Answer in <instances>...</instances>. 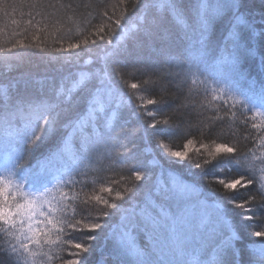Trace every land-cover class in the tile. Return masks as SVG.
Segmentation results:
<instances>
[{"label": "snow or ice", "instance_id": "6c2138e0", "mask_svg": "<svg viewBox=\"0 0 264 264\" xmlns=\"http://www.w3.org/2000/svg\"><path fill=\"white\" fill-rule=\"evenodd\" d=\"M30 6L57 7L41 0ZM116 6L118 15L105 10L106 23L89 26L67 48L53 49L92 57L94 70L79 80L66 68L32 91L31 77L20 72V50L41 45L23 40L10 48L0 45V113L9 124L23 121L15 131L14 154L0 174V264H90L96 242L109 234L111 264H264V166L258 167L254 161L260 158L248 151L255 141L264 149V82L258 93L251 88L241 93L244 98L221 88L223 99L214 89L213 98L228 105L224 112L242 117L236 120L240 135L232 132L231 143L196 148V141L188 139L181 150L165 142L173 137L156 134L171 128L175 117L147 107L167 101L138 95L155 90L150 77L159 72L148 70L152 56L189 68L212 61L216 77L233 83L248 79L250 65H258L264 76V0H118ZM7 7L15 9L0 0L5 15ZM145 76L149 79H141ZM70 78L75 81L71 87ZM129 78L139 82L129 83ZM77 135L71 167L54 168L52 158ZM42 145L48 147L37 156ZM101 151L107 159H118L126 174L113 179L96 173L91 183L77 179L89 175L86 162ZM192 151L206 152L202 162H194L196 169L232 158L244 171L232 178L205 177L219 198L208 196L205 185L189 176L154 183L155 169L146 163L151 153L159 160L150 163L182 171L181 162L189 161ZM241 191L247 198L236 199Z\"/></svg>", "mask_w": 264, "mask_h": 264}, {"label": "trees", "instance_id": "16d2710c", "mask_svg": "<svg viewBox=\"0 0 264 264\" xmlns=\"http://www.w3.org/2000/svg\"><path fill=\"white\" fill-rule=\"evenodd\" d=\"M2 2L5 5L14 4L15 9L7 7L8 15H5L4 11H0V45L10 48L13 42L23 40L27 44H40L41 48L47 49L46 51H41V48L29 47L20 50L24 52V61L20 67V72L26 73L31 77L32 91H38L46 87L48 80L53 76L59 78L60 70L62 69L70 68L76 80H79L82 73L90 75L91 71L94 70V61L91 56L81 53L77 57L75 53L80 50H73L72 53H57L53 49L56 47L67 48L69 43H75L77 40L82 39L84 32L89 26L94 29L96 26L106 23L107 21L102 18V13L105 10L109 11L110 14L115 10L117 15L120 12V8L116 6L118 5V0H41L42 5H57L54 8L30 6L33 0H2ZM68 4L73 7L71 9L59 7V5ZM97 5H105L106 7H97ZM114 6L116 7L114 8ZM39 12H43V15H39ZM29 19L33 21L31 25L27 23ZM13 20L17 21V23L13 24ZM222 31L223 29L221 28ZM37 36L39 39L35 38ZM173 46L175 47V45ZM180 47L182 49L183 44ZM2 59L3 54H0V60ZM211 63L212 61H209L208 64H200L199 68L195 65L189 68L188 66L178 67L175 63L164 64L159 56H152L148 60L149 72L153 70H158L159 72L158 75L150 77L156 81V87L152 93L144 92L138 95H143L145 99L163 97L167 101L166 106L148 105L147 107L157 112L171 113L175 117L171 128H161L156 133L173 137L171 140H165L173 150H181L188 139L196 141L194 148L199 147L200 143L212 146L220 142L231 143L232 132H235L237 136L240 135L236 120L242 119V117H240L239 113H237L236 117H233L230 113L226 114L224 108L228 105H222L220 100H215L213 98V90H217L216 95H220L223 99H227V97H224L223 93L219 92L221 88L240 98H244L241 93L248 91L250 88L258 93L262 82H264V76L260 75L258 65L248 66V79L233 83L231 80L216 77L210 67ZM177 74L180 75L178 76ZM141 79L147 80L149 77L145 76ZM252 80L256 81L255 85L249 83ZM128 82H139V80L133 81L129 78ZM74 83L75 81L71 78L68 80L69 87L73 86ZM155 92L160 95L157 96ZM0 114V174H2L5 159L14 154L16 147L14 143L15 131L23 125V121L17 118L9 124L5 121L3 113ZM248 115L250 117L251 113H248ZM209 129H214L211 136L208 134ZM79 141L80 137L78 135L68 138L67 149L77 152ZM137 142L140 143L139 140ZM47 147V145H42L37 150V156H39V152L46 150ZM61 149H64L63 145ZM248 151L250 154L255 152L256 157L260 158L254 161L258 167L264 166L261 165V159H264V149L260 148L259 141L249 145ZM203 158H206V152L203 156L195 151L190 152V160L181 162L183 163L182 171L169 168L162 162L159 166L150 163L153 159L159 160L155 153L149 155L146 163H148L149 167L155 169L154 183L166 184L172 176H178L181 179L189 176L205 185V189H202V191H205L208 196L212 195L214 198H219V192L207 185L205 177L232 178L241 174L244 170L232 158H220L217 161H212L204 169L194 168V162L197 160L202 162ZM52 160L51 165L54 168L63 169L57 168V165L54 166L55 157ZM86 163L87 168H84V170L89 172V175L77 177V179H85L89 183L95 180L96 173L113 179H120L122 178V173L126 174L124 165L118 159H107L103 151L97 153L93 161ZM67 167L70 168L71 165ZM81 167L83 168L84 166L81 165ZM101 168L103 172H100ZM186 182H191V180ZM51 186L52 184H49V187ZM124 186L126 187L127 185ZM234 195L236 199L247 198L246 191H241ZM209 203H211V200H209ZM226 206L233 212L239 211L232 208L230 204H226ZM118 224V219L113 221L114 227ZM251 239L255 240L256 238L253 237ZM111 248V235L109 234L107 238L101 236L96 242V252L90 258V264H95L102 257H108L107 264H111L109 255Z\"/></svg>", "mask_w": 264, "mask_h": 264}, {"label": "rangeland", "instance_id": "374dc122", "mask_svg": "<svg viewBox=\"0 0 264 264\" xmlns=\"http://www.w3.org/2000/svg\"><path fill=\"white\" fill-rule=\"evenodd\" d=\"M69 83H70V82H69ZM162 155L165 156V159H166V160L173 161V158L167 156V153H166V152L162 153ZM110 243H111V242H110ZM110 243H109V244H110ZM108 247H109V245H108ZM108 247H107V248H108Z\"/></svg>", "mask_w": 264, "mask_h": 264}]
</instances>
